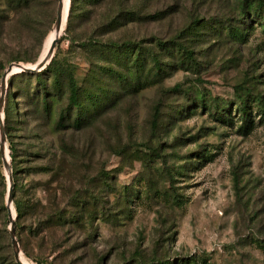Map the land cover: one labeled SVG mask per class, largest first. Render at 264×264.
<instances>
[{
	"label": "rangeland",
	"instance_id": "obj_1",
	"mask_svg": "<svg viewBox=\"0 0 264 264\" xmlns=\"http://www.w3.org/2000/svg\"><path fill=\"white\" fill-rule=\"evenodd\" d=\"M57 1L25 10L0 0V81L12 58L31 65L45 56ZM87 1L68 18L65 0L53 49L79 84L109 89L83 127L55 128L29 103L34 78H6L4 156L11 166L13 144L21 169L10 212L25 263L264 264L262 20L245 17L240 0ZM93 41L140 45L136 72L152 53L165 74L127 92L101 74L111 64ZM7 188L0 151V264H17ZM14 201L28 206L19 218Z\"/></svg>",
	"mask_w": 264,
	"mask_h": 264
},
{
	"label": "trees",
	"instance_id": "obj_2",
	"mask_svg": "<svg viewBox=\"0 0 264 264\" xmlns=\"http://www.w3.org/2000/svg\"><path fill=\"white\" fill-rule=\"evenodd\" d=\"M17 5H20L22 9H29L30 3L33 0H9ZM242 11L245 17L252 15L255 19L262 20V26L264 27V0H240ZM79 3H88L87 0H69L68 18L75 13L76 7ZM65 5V3H64ZM64 13V11H63ZM243 22V20H241ZM259 24V21L257 22ZM226 30L230 33L231 37L235 39H243L245 32L242 30L227 25ZM105 50H111V54H101L102 48ZM176 50L180 51V56L187 57L190 62L194 61L191 55V51L186 49L183 45H176ZM88 47L98 53L102 59H107V63L111 66L103 67L101 74L107 75L112 81L119 85V88H123L127 92L135 90V86L139 83V79L143 77L146 81L149 78L160 81L165 74L164 69L161 68V64L154 54H150V62L148 69L145 73L142 71L136 72L135 66L142 65L144 55L140 45H135L130 42L121 44H109L103 45L100 42H89ZM12 61L19 62L20 58L14 57ZM142 73H144L143 76ZM14 75H22L27 79L29 83L30 78H34L33 86L30 88V92L27 96L30 105L34 106V111L41 116H44L53 121L54 127L58 129L66 128H81L84 126L87 115L90 113H96L104 99L108 98L104 94L109 92L105 86H96L94 82H84L79 84L77 77L73 69L60 60L57 53H54L48 64H46L41 70L36 72H18ZM81 81V80H80ZM83 83V82H81ZM30 87V86H29ZM112 95L116 94V91L110 92ZM64 99V103L57 107V105ZM202 100V99H201ZM204 106V103H203ZM92 108H95L92 111ZM249 108L245 105L244 101L239 103L236 111L240 113L241 118L245 121L248 115ZM8 111L9 108H8ZM57 111V117L52 118L53 112ZM263 114V112H261ZM7 114L4 120L7 119ZM73 116V117H72ZM222 116V114H220ZM249 116V115H248ZM72 117V118H71ZM4 127L7 128L6 123ZM6 137V134H5ZM13 144L10 145L11 156V171L13 178L12 191L16 190L15 176L21 168H18L17 162H15L14 151L12 149ZM28 206L22 204L19 201H14V208L16 217L23 216L24 208ZM15 222L13 228H15Z\"/></svg>",
	"mask_w": 264,
	"mask_h": 264
},
{
	"label": "water",
	"instance_id": "obj_3",
	"mask_svg": "<svg viewBox=\"0 0 264 264\" xmlns=\"http://www.w3.org/2000/svg\"><path fill=\"white\" fill-rule=\"evenodd\" d=\"M63 11H64V1L58 0L56 12H55V21H54V26H53V28L56 30L57 33L59 32V29H60L61 24H62ZM58 36H59V34H57V36L54 37V39L52 40L50 48L48 50L47 58L37 60L33 65H27V64L20 63V62H12L5 68V70L1 76V81H0V109H1L2 104H3V99H4V94H5V83H6L7 76L12 74V73H16V72H36V71H39L51 59L52 54H53L54 44H55ZM4 143H5L4 124H3L2 117L0 116V151H1L2 157L4 159V166L6 167V170H7V180H8L6 205H7V208L9 210V212H8V217H9V222H10L9 235H10V239H11V245L13 248L14 258H15L17 264H25L22 261H20L18 243H17L16 238L14 236V228H13L14 218L12 217L11 212H10V204L12 202V195L11 194H12V187H13V179H12V171H11L10 163L4 157Z\"/></svg>",
	"mask_w": 264,
	"mask_h": 264
},
{
	"label": "bare ground",
	"instance_id": "obj_4",
	"mask_svg": "<svg viewBox=\"0 0 264 264\" xmlns=\"http://www.w3.org/2000/svg\"><path fill=\"white\" fill-rule=\"evenodd\" d=\"M64 1V3H65V0H63ZM63 18V17H62ZM60 31H61V27H60V29H59V32L57 33L56 32V30L54 29V28H52V30H51V32L53 33V35H52V37L50 38L51 40H50V42H49V46H48V50H49V48H50V45H51V42H52V40L54 39V37H56L57 36V34H59L60 33ZM54 36V37H53ZM48 50H47V53L45 54V56L43 57V58H47V56H48ZM40 58V57H39ZM38 58V60H40ZM42 58V59H43ZM34 64V63H33ZM33 64H31V65H33ZM5 151V150H4ZM5 157V156H4ZM11 207V206H10ZM19 258H20V260L23 262V263H25V261H24V258H23V256H22V254H20L19 253ZM26 264V263H25Z\"/></svg>",
	"mask_w": 264,
	"mask_h": 264
}]
</instances>
